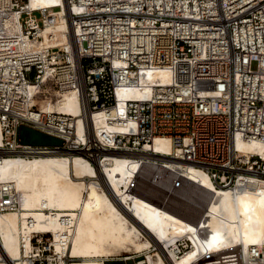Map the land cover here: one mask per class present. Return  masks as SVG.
<instances>
[{
  "label": "built area",
  "instance_id": "obj_1",
  "mask_svg": "<svg viewBox=\"0 0 264 264\" xmlns=\"http://www.w3.org/2000/svg\"><path fill=\"white\" fill-rule=\"evenodd\" d=\"M28 2L0 0V161L77 150L91 162L111 151L150 155L145 147L168 137L169 157L204 171L218 189L264 180V158L243 156L236 145L264 144V0H63L70 32L62 45L40 36L62 8L31 10ZM152 73H167L169 84L150 86L141 100L124 97ZM64 94L82 109L84 142L76 141L72 116L39 111L42 98L58 102ZM97 112L123 131L96 134ZM22 124L62 146L19 144ZM1 192L0 212L19 208L14 192ZM46 237L32 238L28 264H59ZM185 251L180 245L177 254ZM0 262L15 264L1 245ZM247 262L264 264V245L251 248Z\"/></svg>",
  "mask_w": 264,
  "mask_h": 264
},
{
  "label": "bare ground",
  "instance_id": "obj_2",
  "mask_svg": "<svg viewBox=\"0 0 264 264\" xmlns=\"http://www.w3.org/2000/svg\"><path fill=\"white\" fill-rule=\"evenodd\" d=\"M57 6L62 10L55 25L40 36L48 42L51 35L54 44L62 45L67 42L65 32H70L62 17L63 0L27 4L31 10ZM169 81L167 73L148 74L141 89L124 97L147 98L154 91L150 86H166ZM34 93L30 86V104H35ZM38 104L41 113L72 116L76 141H85L82 109L74 94H64L58 102L42 98ZM92 120L96 134L123 131L108 123L102 112ZM236 145L243 156L264 158L262 142L237 140ZM145 149L154 153L111 151L93 162L81 150L4 156L0 197L6 189L19 202V208L0 212V245L8 258L28 264L32 238L48 236L59 264H65L63 257L70 259L68 264H104L140 253H145L141 264H200L209 259L249 264V250L264 245V180L251 177L244 188L218 189L204 171L169 157L170 138L155 137ZM166 170L180 173L181 180ZM179 242L189 243L190 252L178 255Z\"/></svg>",
  "mask_w": 264,
  "mask_h": 264
},
{
  "label": "rangeland",
  "instance_id": "obj_3",
  "mask_svg": "<svg viewBox=\"0 0 264 264\" xmlns=\"http://www.w3.org/2000/svg\"><path fill=\"white\" fill-rule=\"evenodd\" d=\"M17 140L19 144L25 145V146H31V147H48V148H54V147H60L62 146V141L54 136L47 135L35 128H32L31 126H28L26 124H22L17 128ZM48 237L44 238L47 239ZM182 245L183 248H185V253L190 252V244L187 243V245H183L182 242L178 243V246ZM153 253V252H151ZM181 254V255H183ZM128 259L126 264H135L138 261H143L145 258V253L140 254H124L119 257L110 258L107 260V262H104V264H125L122 259ZM118 259V260H117ZM225 263L223 260L222 264ZM200 264H217L215 260H206Z\"/></svg>",
  "mask_w": 264,
  "mask_h": 264
}]
</instances>
